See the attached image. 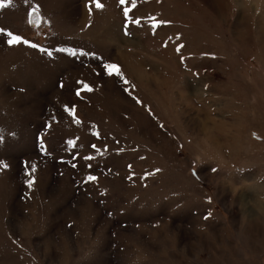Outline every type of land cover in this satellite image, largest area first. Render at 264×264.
<instances>
[{
	"label": "rangeland",
	"instance_id": "rangeland-1",
	"mask_svg": "<svg viewBox=\"0 0 264 264\" xmlns=\"http://www.w3.org/2000/svg\"><path fill=\"white\" fill-rule=\"evenodd\" d=\"M99 2L0 0V264H264V0Z\"/></svg>",
	"mask_w": 264,
	"mask_h": 264
},
{
	"label": "snow or ice",
	"instance_id": "snow-or-ice-1",
	"mask_svg": "<svg viewBox=\"0 0 264 264\" xmlns=\"http://www.w3.org/2000/svg\"><path fill=\"white\" fill-rule=\"evenodd\" d=\"M95 3H96V7H98V8H102L103 7V5L99 2V0H95ZM120 3H121V5H124V4L127 3V0H120ZM131 4H132V8H135L136 7V0H131ZM0 6H2V5H0ZM38 11H39V5H36L32 9V14L38 13ZM130 11H131V9L125 7L124 8V15L127 17L129 15V12ZM41 19H42V17H41ZM152 19L155 22V18H152ZM135 23L136 24H139L140 23V20L139 19H136L135 20ZM159 23H169V22L168 21H162L161 20V21H159ZM0 34H6V37L8 38L7 39V43L9 45L21 44V43L29 44L30 43L29 41H27L26 39H24L22 36L16 35L12 31H10V30L6 31V33H5V29L0 28ZM30 46L31 47H34V48L39 47V45H37V44H31ZM62 51H63V49H62ZM104 67L107 70V72H108L109 75H113V74L118 75V76L121 75V72H120L119 67L117 65H115V64H111V63L105 64ZM78 83L83 86V90H85V91H92L93 90L91 88V86L89 84H87L86 82H84V81H78ZM61 87H63V85H61ZM76 95L79 96L80 95V91H77L76 92ZM65 109L68 110V111H70V112H73V114H74V110L69 109L67 105H65ZM76 122L79 123L80 121L77 120ZM2 139H3V137L0 136V141H2ZM69 143H73V141H69ZM93 147H95V145H93ZM85 159H92V157H85ZM8 166L9 165L7 163H4L3 161H0V167L7 168ZM25 166L28 167L27 162H25ZM73 166L75 167V165H73ZM35 170H36V166L34 164L31 165L30 166V170L28 171V175L31 178L27 181V183L29 184V186H31L34 183V177H32V173L35 172ZM215 170L216 169H213V171H215ZM157 171H159V170H157ZM87 179L89 181H93V180H96L97 177L92 176V175H89L87 177ZM208 199H209V202H211V198L209 197ZM209 215H211L210 212H209ZM205 219H207V217H205Z\"/></svg>",
	"mask_w": 264,
	"mask_h": 264
},
{
	"label": "water",
	"instance_id": "water-1",
	"mask_svg": "<svg viewBox=\"0 0 264 264\" xmlns=\"http://www.w3.org/2000/svg\"><path fill=\"white\" fill-rule=\"evenodd\" d=\"M28 20L31 26H35L40 20L39 14L38 13L32 14V10H31L28 15Z\"/></svg>",
	"mask_w": 264,
	"mask_h": 264
}]
</instances>
